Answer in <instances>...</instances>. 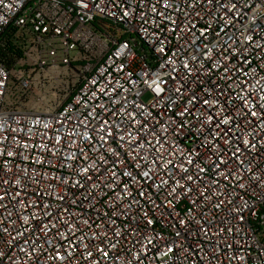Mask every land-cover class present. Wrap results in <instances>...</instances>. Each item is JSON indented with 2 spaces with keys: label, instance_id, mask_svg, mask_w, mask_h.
<instances>
[{
  "label": "built area",
  "instance_id": "built-area-1",
  "mask_svg": "<svg viewBox=\"0 0 264 264\" xmlns=\"http://www.w3.org/2000/svg\"><path fill=\"white\" fill-rule=\"evenodd\" d=\"M0 264H264V0H0Z\"/></svg>",
  "mask_w": 264,
  "mask_h": 264
},
{
  "label": "rangeland",
  "instance_id": "rangeland-1",
  "mask_svg": "<svg viewBox=\"0 0 264 264\" xmlns=\"http://www.w3.org/2000/svg\"><path fill=\"white\" fill-rule=\"evenodd\" d=\"M149 95H145V98L147 99ZM52 100L46 96L42 99V103H40L43 107L51 106L52 105Z\"/></svg>",
  "mask_w": 264,
  "mask_h": 264
}]
</instances>
